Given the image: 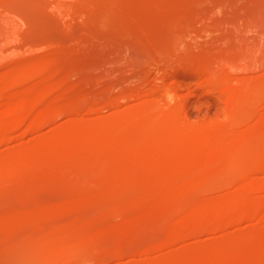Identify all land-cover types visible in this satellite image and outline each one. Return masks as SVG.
<instances>
[{
  "label": "rangeland",
  "instance_id": "1",
  "mask_svg": "<svg viewBox=\"0 0 264 264\" xmlns=\"http://www.w3.org/2000/svg\"><path fill=\"white\" fill-rule=\"evenodd\" d=\"M156 263L264 264V0H0V264Z\"/></svg>",
  "mask_w": 264,
  "mask_h": 264
},
{
  "label": "bare ground",
  "instance_id": "2",
  "mask_svg": "<svg viewBox=\"0 0 264 264\" xmlns=\"http://www.w3.org/2000/svg\"><path fill=\"white\" fill-rule=\"evenodd\" d=\"M21 74V73H20ZM17 76V75H16ZM22 76L21 75H18V78H19V80H22V79H20ZM17 78V77H16ZM18 78L17 79H15V80H18ZM23 78H24V76H23ZM54 108V107H53ZM55 109V108H54ZM43 111V110H42ZM160 192H162V191H160ZM158 194V193H157ZM159 196V195H158ZM157 196V197H158ZM155 198H156V196H155ZM156 199H160V198H156ZM157 264V263H156Z\"/></svg>",
  "mask_w": 264,
  "mask_h": 264
}]
</instances>
